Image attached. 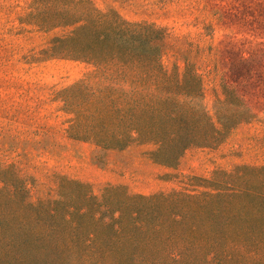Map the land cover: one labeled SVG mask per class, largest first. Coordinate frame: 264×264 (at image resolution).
<instances>
[{
	"label": "trees",
	"instance_id": "1",
	"mask_svg": "<svg viewBox=\"0 0 264 264\" xmlns=\"http://www.w3.org/2000/svg\"><path fill=\"white\" fill-rule=\"evenodd\" d=\"M40 5L39 25L72 27L42 50L43 59L95 67L61 91L68 109L79 98L74 135L112 149L154 142V161L173 167L189 147L218 145L251 117L228 88L212 116L201 102L200 75L188 66L174 77L162 65L163 31L154 24L130 22L90 0ZM231 177L214 179L215 191L150 195L120 185L97 195L63 177L56 198L34 203L18 197V177L0 176V264H264V222L247 220L252 210L264 215V193L228 188Z\"/></svg>",
	"mask_w": 264,
	"mask_h": 264
},
{
	"label": "rangeland",
	"instance_id": "2",
	"mask_svg": "<svg viewBox=\"0 0 264 264\" xmlns=\"http://www.w3.org/2000/svg\"><path fill=\"white\" fill-rule=\"evenodd\" d=\"M46 1L0 0V176L22 181L20 199L56 198L63 177L97 195L118 185L144 195L215 191L211 182L225 172L232 174L228 188L264 193V0H90L161 29L162 65L174 77H183L188 66L200 75L201 102L212 116L226 88L250 110L251 117L221 143L191 146L173 167L154 161V142L133 139L112 149L71 132L79 98L68 109L61 91L95 67L65 57L43 59L42 50L72 30L39 25ZM247 220L264 222V215L252 210Z\"/></svg>",
	"mask_w": 264,
	"mask_h": 264
}]
</instances>
